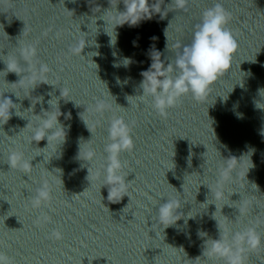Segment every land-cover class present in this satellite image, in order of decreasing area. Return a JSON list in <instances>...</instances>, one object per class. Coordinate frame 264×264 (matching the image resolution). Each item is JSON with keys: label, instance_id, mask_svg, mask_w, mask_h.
I'll return each instance as SVG.
<instances>
[{"label": "water", "instance_id": "95a60500", "mask_svg": "<svg viewBox=\"0 0 264 264\" xmlns=\"http://www.w3.org/2000/svg\"><path fill=\"white\" fill-rule=\"evenodd\" d=\"M217 3L238 41L231 69L204 100L185 94L162 116L142 74L154 61L174 64ZM154 4L159 12L131 24L124 0H0V97L15 104L0 123V253L11 264H226L207 254L219 227L233 247L254 228L261 245L246 248L244 264H264V19L244 0ZM28 63L47 65L46 83L32 82ZM50 113L65 137L33 141ZM121 117L134 148L120 153L127 195L112 203L105 147ZM13 152L29 170L10 165ZM45 184L50 199L33 207ZM167 199L180 219L165 228L157 216Z\"/></svg>", "mask_w": 264, "mask_h": 264}, {"label": "clouds", "instance_id": "9594fccd", "mask_svg": "<svg viewBox=\"0 0 264 264\" xmlns=\"http://www.w3.org/2000/svg\"><path fill=\"white\" fill-rule=\"evenodd\" d=\"M187 2L188 0H173L175 6L180 9H184ZM124 3L126 11L122 14L129 17L125 22L131 24L137 23L146 16L150 18L151 11H156L155 4L150 8L149 0H124ZM230 20L231 13L220 3L206 9L202 14L201 22L195 26L191 44L183 48L182 53L175 59V63H170L165 68L160 61H154L151 70L142 74L145 77L141 85L144 95L152 96L153 107L160 115H166L167 108L175 106L177 101L185 94L190 93L193 99L198 102L204 100L210 93L212 86L229 72L233 57L238 50V41L227 27ZM82 50L79 44L73 49L74 52L80 54ZM21 55L26 62L30 61L36 56V49L29 46L22 50ZM27 66L32 82L39 78L40 82L46 83L43 77L49 71L47 65L41 64L36 69L30 63ZM7 71L18 74L15 64L7 65ZM173 72H175L174 75ZM66 93L67 90H65ZM14 105L11 99L4 96L0 97V123H7L10 118V110L14 108ZM104 107V103L99 102L97 111L103 110ZM44 113H48V111ZM59 116L60 114L50 113L41 117V124L33 134V141L39 142L47 138L48 145L49 140L53 137H65L64 130L58 121ZM108 135L111 143L105 147L107 153L105 185L109 186L107 199L112 203H116L127 195L125 177L121 175V169L124 165L119 156L122 151H131L134 148V141L131 136V128L122 117L115 118L110 122ZM94 157V151H87L86 158L89 161ZM22 161L23 155L21 153L13 152L9 156L11 166L20 165L25 171L29 170L32 166L31 163ZM225 176L226 173L222 175V178H225ZM49 199L50 191L45 184L37 190L33 207L38 208L42 202ZM178 208H180L178 202L169 199L166 203L161 204L157 216L159 224L166 228L179 220ZM219 229L220 239L212 240L210 247L207 249V254L210 257L215 256L224 259L226 264H244L243 253L246 248L254 250L261 245V238L254 228L235 234L232 239L236 247L228 242L227 231L225 230L222 233L220 227ZM52 236L60 239L61 233L54 230ZM0 264H11L10 258L4 253H0Z\"/></svg>", "mask_w": 264, "mask_h": 264}]
</instances>
